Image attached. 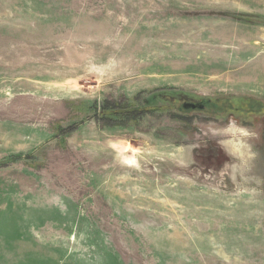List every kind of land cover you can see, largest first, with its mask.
Wrapping results in <instances>:
<instances>
[{"label":"rangeland","instance_id":"374dc122","mask_svg":"<svg viewBox=\"0 0 264 264\" xmlns=\"http://www.w3.org/2000/svg\"><path fill=\"white\" fill-rule=\"evenodd\" d=\"M231 2L0 0V264H264V115L158 97L264 102Z\"/></svg>","mask_w":264,"mask_h":264},{"label":"crops","instance_id":"0c3cea01","mask_svg":"<svg viewBox=\"0 0 264 264\" xmlns=\"http://www.w3.org/2000/svg\"><path fill=\"white\" fill-rule=\"evenodd\" d=\"M231 1L229 7H231V11H236L235 16L229 18L234 26V28H231L234 34L233 36L232 34H227V37L241 43V47L244 48L242 54H247V56H249L247 58L248 61L252 59L255 61L257 60L258 64L254 67L253 73L257 68L260 73L258 80H252L249 76L237 82L235 80H230L229 76H227V79L238 89L264 90V0ZM227 31H229V27ZM227 45L231 44L227 43ZM260 57H262V59L258 60ZM220 61L235 63L236 61L238 62V58L234 56V58L229 61L228 59L224 60V58H220Z\"/></svg>","mask_w":264,"mask_h":264},{"label":"trees","instance_id":"16d2710c","mask_svg":"<svg viewBox=\"0 0 264 264\" xmlns=\"http://www.w3.org/2000/svg\"><path fill=\"white\" fill-rule=\"evenodd\" d=\"M185 96V94L181 93H175L171 91H164L158 94V97H160L163 100H167L175 106L176 104L180 103L181 104L185 103L186 101L189 102H200L204 107L202 109L196 108V109H185L182 107L180 110L182 111H193V110H200L205 113H209L212 115H216L217 117H223L226 115H234L238 118H243L244 119H249L250 117L253 116H259V115H264V102H262L259 99H256L253 96H243V97H236V96H220L218 98H210V97H203V98H195L193 97L194 100H185L183 101L180 100V97ZM105 103V102H104ZM121 105V104H120ZM125 107H113V108H108L104 104L101 108V115L104 117H110L112 115H118V116H125L128 114L129 110H125ZM157 109H162L160 107H156L153 105H148V106H142L139 108L132 109L134 110L136 117H141L144 113L147 111H154ZM130 112V111H129Z\"/></svg>","mask_w":264,"mask_h":264},{"label":"bare ground","instance_id":"6f19581e","mask_svg":"<svg viewBox=\"0 0 264 264\" xmlns=\"http://www.w3.org/2000/svg\"><path fill=\"white\" fill-rule=\"evenodd\" d=\"M245 136V134H244ZM220 143V142H219ZM228 149L233 153V155H235L236 157L239 158V155L242 154V149H241V145L239 143H232V144H227ZM245 156V155H244ZM243 157V156H242ZM247 157V156H245ZM248 161V159H247ZM236 164V163H235ZM243 172V171H242ZM243 175V174H242ZM252 180V179H251ZM187 188V187H186ZM193 190V189H192ZM203 255V254H202Z\"/></svg>","mask_w":264,"mask_h":264},{"label":"water","instance_id":"95a60500","mask_svg":"<svg viewBox=\"0 0 264 264\" xmlns=\"http://www.w3.org/2000/svg\"><path fill=\"white\" fill-rule=\"evenodd\" d=\"M182 107L185 109H188V108H191V109L200 108V109H202L204 107V105H202L200 102L186 101L185 103L182 104Z\"/></svg>","mask_w":264,"mask_h":264}]
</instances>
